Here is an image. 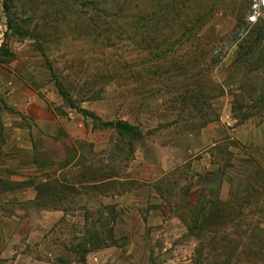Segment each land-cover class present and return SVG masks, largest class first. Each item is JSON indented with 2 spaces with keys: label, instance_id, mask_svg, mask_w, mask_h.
<instances>
[{
  "label": "rangeland",
  "instance_id": "obj_1",
  "mask_svg": "<svg viewBox=\"0 0 264 264\" xmlns=\"http://www.w3.org/2000/svg\"><path fill=\"white\" fill-rule=\"evenodd\" d=\"M0 18V57L59 114L27 161L79 215L75 238L125 245L133 264H264V144L247 141L264 122L256 0H0ZM120 191L175 206H121Z\"/></svg>",
  "mask_w": 264,
  "mask_h": 264
},
{
  "label": "crops",
  "instance_id": "obj_2",
  "mask_svg": "<svg viewBox=\"0 0 264 264\" xmlns=\"http://www.w3.org/2000/svg\"><path fill=\"white\" fill-rule=\"evenodd\" d=\"M8 63L5 57H0V264H133L129 261L125 245L111 243L109 239L94 245L92 240L82 242L81 238H75V235H80L79 215H69L60 209L61 205L51 204L49 198L39 194L50 170L30 165L27 157L34 151L39 135L55 134L59 127V114L40 90L27 81L28 73L21 69L23 66L16 69ZM260 124L254 123L247 140L254 145L264 144V122ZM212 130L209 141L217 144L218 129L213 127ZM193 167L201 173L207 170L200 161ZM212 172L224 188V176L214 168ZM77 186L80 189L82 185ZM119 196L121 206L124 200L127 206L150 208V213L157 210L167 212V208L175 206V202L163 194L150 198L133 197L130 202L128 191H120ZM68 216L77 223L72 229L76 234L68 236L70 240H66V235L60 230ZM152 217L149 215L143 223L151 224ZM165 218L166 215H161L160 222ZM84 221L85 216L82 217ZM159 230L163 232L165 229ZM85 232L86 228L83 235Z\"/></svg>",
  "mask_w": 264,
  "mask_h": 264
},
{
  "label": "trees",
  "instance_id": "obj_3",
  "mask_svg": "<svg viewBox=\"0 0 264 264\" xmlns=\"http://www.w3.org/2000/svg\"><path fill=\"white\" fill-rule=\"evenodd\" d=\"M56 186H54L53 185V187L52 188H49L48 186H45V185H42L40 188H39V194L41 195V196H43V197H47V194H48V192H50L51 191V189H52V191H56ZM72 189H74L75 190V188L73 187ZM49 197V196H48ZM47 197V198H48ZM49 200L51 201V199L49 198ZM49 201V202H50ZM52 201H54L53 199H52ZM91 235V234H90ZM89 238V240H93V238H92V236H88ZM103 243V242H102ZM95 244H97V243H95ZM99 244H101V243H99Z\"/></svg>",
  "mask_w": 264,
  "mask_h": 264
},
{
  "label": "built area",
  "instance_id": "obj_4",
  "mask_svg": "<svg viewBox=\"0 0 264 264\" xmlns=\"http://www.w3.org/2000/svg\"><path fill=\"white\" fill-rule=\"evenodd\" d=\"M256 6L264 8V0H256ZM255 15H250V19H254ZM5 35V25L2 24L1 18H0V38H2Z\"/></svg>",
  "mask_w": 264,
  "mask_h": 264
}]
</instances>
